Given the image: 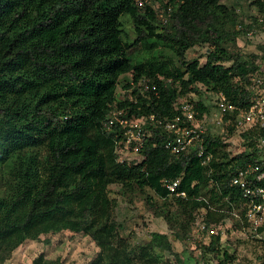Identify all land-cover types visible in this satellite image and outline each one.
I'll list each match as a JSON object with an SVG mask.
<instances>
[{"label":"trees","instance_id":"obj_1","mask_svg":"<svg viewBox=\"0 0 264 264\" xmlns=\"http://www.w3.org/2000/svg\"><path fill=\"white\" fill-rule=\"evenodd\" d=\"M168 2L171 19L161 27L150 7L138 8L133 0H0V264L26 240L63 231L89 236L100 247L92 264H133L127 245L115 236L110 185L129 194L153 192L163 203L147 205L181 242L193 212L207 208L198 198L209 184L211 200L218 189L220 199L239 203L240 190L230 186L236 169L258 164L264 172L256 151L220 158L223 143L216 136L204 137L205 152L212 155L206 170L192 152L171 161L160 141L152 146L154 139L139 164L116 161L114 133L103 123L111 105L128 103L119 102L116 90L123 75L134 81L146 75L159 87L158 97L140 98L142 114L172 117L174 100L200 95L198 85L224 93L238 108L248 107L244 86L257 67L244 61L236 39L251 25L243 30L237 12L221 0ZM255 4L264 26V0ZM123 15L132 22V41L123 30ZM204 44L211 50L203 63L186 60L187 50ZM158 76L173 83L164 88ZM194 102L208 111L201 97ZM242 137L251 147L264 132ZM164 179L180 180L175 194L163 186ZM259 184L264 187V179ZM181 192L185 195H177ZM96 210L103 220L95 226ZM114 238L112 248L106 242ZM217 240L211 239L208 251ZM147 248L173 251L159 232H151L143 254ZM105 250L113 251L107 260ZM224 259L232 262L226 253ZM31 264L61 263L40 254Z\"/></svg>","mask_w":264,"mask_h":264},{"label":"rangeland","instance_id":"obj_2","mask_svg":"<svg viewBox=\"0 0 264 264\" xmlns=\"http://www.w3.org/2000/svg\"><path fill=\"white\" fill-rule=\"evenodd\" d=\"M255 1L221 0V3L237 12L243 30H246L247 25H251L248 31H241L242 33L236 39V45L241 49L244 61L253 62L257 67L256 70L264 72V26L260 25L261 14ZM256 19L257 23H255ZM122 21L126 38L132 41L135 38L132 22L128 15H123ZM210 50L211 46L208 44L194 46L186 51L185 58L187 61L198 60L199 63H203ZM141 54V56L144 55ZM225 65L229 66L230 63ZM130 76H121L118 85L128 80ZM200 91V95L195 94L189 98L196 101L198 97H201L209 107L211 118L214 119L213 114L218 113L213 105L215 92L206 90L204 87ZM231 126L229 124L225 130L212 127V133L216 137L220 138L222 131L228 133L223 146L218 149L219 157L229 160L251 150L256 151L261 164H264V149L258 145L259 141L254 139L253 145L249 147L248 142L243 137H238ZM211 190L212 185L209 184L199 196L198 201L204 202L207 208H199L193 212V221L189 224L186 222V238L180 242L168 229L166 221L157 217L147 205L146 201L155 203V206H161L163 203L153 192L146 190L144 195L129 194L123 192L119 185H110L109 197L116 204L111 211V219L117 227L115 236L123 239L127 245L133 264H195L200 259L211 258L225 261V253L232 263L264 264V230L254 231L250 228L245 221L240 202L232 203L228 198L220 199L218 189L215 190L216 196L211 200ZM102 220L103 217L96 210L93 214V225H98ZM211 229L217 230L218 235L209 234ZM151 232L167 235L173 251L147 248V254H143ZM213 238L218 239L217 243L213 251H208L209 243ZM44 239H49V242L45 244ZM114 242L115 238L107 240L106 243L110 246ZM111 247L114 248V244ZM110 252L105 250L102 258L107 260L106 256ZM101 253L100 247L89 236L81 233L73 235L63 231L54 235L41 236L37 240H26L11 252L3 264H31L32 260L40 254H43L46 260L58 259L61 264H92Z\"/></svg>","mask_w":264,"mask_h":264},{"label":"built area","instance_id":"obj_3","mask_svg":"<svg viewBox=\"0 0 264 264\" xmlns=\"http://www.w3.org/2000/svg\"><path fill=\"white\" fill-rule=\"evenodd\" d=\"M133 2L138 8L150 7L161 27L169 23L172 6L168 0H133ZM248 77L249 80L244 86L248 94V107L238 108L224 93H215L213 105L218 113L213 114L214 119L211 118L212 114L205 103L208 111H200L194 100L189 98L195 93L178 96L174 100L172 110L175 114L172 117L157 116L152 113L142 114L139 103L142 99H149L151 94L158 97L157 83L146 75H142L136 81L130 76L120 85L118 82L116 90L120 98L119 102L127 99L128 103L121 106L117 103L111 105L107 119L103 123L106 131L114 133L116 161L120 164H139L145 159L143 151L148 140L154 139L152 146H156V140L160 141L171 161L178 159L182 154L192 152L206 170L212 155L205 152L203 142L204 137L214 136L213 126L225 130L230 124L238 137L254 130L264 132V72L256 70ZM157 80L164 88L173 83L172 79H165L162 76H158ZM126 84H128L127 87ZM174 87H178V83H175ZM198 88L201 89L202 86L198 85ZM227 134L224 131L220 133L222 143L225 142ZM257 140L258 145L264 149V137ZM262 179H264V172H260L258 164H247L237 168L230 178V186L237 187L241 192L240 204L243 215L248 226L254 231H259L264 223V187L259 184ZM179 183V179L162 181L170 194L177 192ZM177 195L185 194L181 192ZM209 234L217 236L218 231L211 229ZM195 264L236 263H223L211 258L200 259Z\"/></svg>","mask_w":264,"mask_h":264}]
</instances>
